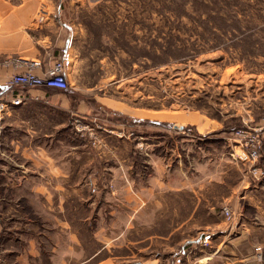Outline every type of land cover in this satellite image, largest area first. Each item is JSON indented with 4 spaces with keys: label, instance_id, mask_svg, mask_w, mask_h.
<instances>
[{
    "label": "rangeland",
    "instance_id": "obj_1",
    "mask_svg": "<svg viewBox=\"0 0 264 264\" xmlns=\"http://www.w3.org/2000/svg\"><path fill=\"white\" fill-rule=\"evenodd\" d=\"M51 1L55 11L41 0L33 21L39 27L51 18L62 27L63 11L75 25L74 45L65 51L60 45L57 57L65 62L70 91L118 114L96 119L75 111L77 137L96 145L105 119L113 120L121 137H130L132 130L136 136L148 132L155 161L165 152L175 153V145L181 151L179 172L166 170L165 181L175 174L178 183H192L179 193L160 194L164 176L162 181L154 165L134 177L114 178L113 185L128 188L114 194L122 203L118 220L111 225L103 217L99 226L75 224L71 231L82 233L83 240V233L94 231L119 237L82 241L81 257L100 250L88 264L100 259L110 264H264V207L238 200L229 205L233 217L226 220L211 209L218 204L207 180L214 170L212 157L215 166L231 160L251 180L230 138L237 129H264V0ZM40 8L46 13L39 14ZM53 230L60 232L57 225ZM208 233L213 240L202 248L201 238Z\"/></svg>",
    "mask_w": 264,
    "mask_h": 264
},
{
    "label": "crops",
    "instance_id": "obj_2",
    "mask_svg": "<svg viewBox=\"0 0 264 264\" xmlns=\"http://www.w3.org/2000/svg\"><path fill=\"white\" fill-rule=\"evenodd\" d=\"M1 1L0 86L16 72L11 64H6L9 58L40 59L45 68L58 60L60 45L64 51L74 45L76 27L65 13L62 14L63 11L62 27L51 18L38 27L33 18L41 0H20L15 5L9 0ZM44 1L46 7H52L49 11L54 12L52 1ZM20 91L37 99L14 108L3 120L0 138V264H45V261L69 264L68 260L72 258H80L76 264H88L98 257L100 250L88 257H81L84 251L82 241H113L119 235L104 237L102 233L94 231L87 235L83 233V240L82 233L71 231V226H99L103 217L110 218L111 225L118 220L116 214L122 208V203L114 194L128 188L113 185L114 178L134 177L154 165L162 181L164 176V183L158 185L160 194L167 191L179 193L188 187L187 184L192 185L188 181L179 184L178 180L181 179L175 175L182 161L179 147L175 145V153L165 152L155 161L148 132L136 136L135 130H132L130 137H121L118 126H113V120L109 122L105 119V124L98 131L96 145L78 138L72 129V119L76 113H81L85 118L116 117L118 114L108 106L87 103L70 89L15 90ZM188 152L192 156L198 154L196 150ZM171 155H174V161ZM208 161H212L214 170L207 180L211 181L209 186L215 191L213 198L218 204L211 206L212 210L216 207L218 214L223 216L222 208H230L229 205L238 200L256 209L264 207V180L252 184L247 180L244 168L231 160L222 166H215L216 159L213 157ZM262 163L264 167V154ZM192 168L196 169V166ZM166 170L170 174L176 172L167 181ZM190 173L192 180L194 173ZM146 190L156 191L149 187ZM103 194L110 195L103 198ZM135 205L134 202L133 209ZM134 215L133 211L132 217ZM132 217L126 220L127 225L132 222ZM221 222H218V226ZM182 224L180 222V226ZM55 225L60 229L59 233H54ZM59 238L62 243L55 244ZM94 264L110 263L100 259Z\"/></svg>",
    "mask_w": 264,
    "mask_h": 264
},
{
    "label": "built area",
    "instance_id": "obj_3",
    "mask_svg": "<svg viewBox=\"0 0 264 264\" xmlns=\"http://www.w3.org/2000/svg\"><path fill=\"white\" fill-rule=\"evenodd\" d=\"M45 13V10L40 8L39 14ZM6 64H11L16 72L8 78L5 84L0 86V138L3 132L4 116L24 102L37 99L27 96L22 91L15 92L17 88L69 89L64 61L55 60L50 66L44 68L40 59L28 60L13 56L6 61ZM37 70H40V73H37ZM77 122L81 126L82 122L79 120ZM83 127H85L84 129L87 128V126ZM91 130L93 131V128ZM230 139L233 143V150H235L234 153L237 156V161L248 168L250 181L256 183L264 178L262 163L264 129H237L232 133ZM222 213L226 220H231L233 217L228 207H223ZM211 241V234H205L201 238L200 245L202 248L210 247ZM257 253L260 255L261 252Z\"/></svg>",
    "mask_w": 264,
    "mask_h": 264
},
{
    "label": "trees",
    "instance_id": "obj_4",
    "mask_svg": "<svg viewBox=\"0 0 264 264\" xmlns=\"http://www.w3.org/2000/svg\"><path fill=\"white\" fill-rule=\"evenodd\" d=\"M263 154V153H262ZM262 160H263V157H262Z\"/></svg>",
    "mask_w": 264,
    "mask_h": 264
}]
</instances>
